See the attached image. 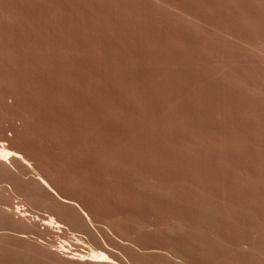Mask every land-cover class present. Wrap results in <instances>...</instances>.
Segmentation results:
<instances>
[{"label": "rangeland", "instance_id": "obj_1", "mask_svg": "<svg viewBox=\"0 0 264 264\" xmlns=\"http://www.w3.org/2000/svg\"><path fill=\"white\" fill-rule=\"evenodd\" d=\"M0 144V264H264V0H0Z\"/></svg>", "mask_w": 264, "mask_h": 264}, {"label": "bare ground", "instance_id": "obj_2", "mask_svg": "<svg viewBox=\"0 0 264 264\" xmlns=\"http://www.w3.org/2000/svg\"><path fill=\"white\" fill-rule=\"evenodd\" d=\"M22 155L18 154L17 152H13L11 150H8L5 145L3 144H0V164H6L8 165L9 163V160L12 159V160H15V161H18V160H21L23 161V164H24V159L21 157ZM38 176V175H37ZM37 180V179H36ZM38 181V180H37ZM39 182L41 185H43L47 190H49V192H52L55 194V191L47 184V182L40 178L39 177ZM42 186V187H43ZM53 195V194H52ZM57 196V195H56ZM63 200V199H62ZM20 208L18 209H15V217L16 221H21V220H24L26 219V217L28 216L26 214L25 211L23 210H19ZM8 211V210H6ZM80 212L83 216V218L85 219V221L88 223V224H92V221L91 219L89 218V216L83 211L80 209ZM14 215V214H13ZM9 216V215H7ZM14 219V218H13ZM24 222V221H23ZM45 225V227H49V228H52V229H57L58 231L60 229H63L64 226L58 222L55 217L53 216H49L47 217V220H45V222L43 223ZM43 225V226H44ZM92 226V225H91ZM80 240V239H79ZM80 242V241H79ZM62 245L59 246L58 249H56L55 251L61 255H64V254H72V256L68 257L69 259H72V260H75L77 262H80V263H92V264H117L113 258L104 250H101L99 248H93V247H89L88 248V251L87 252H83L82 253H74V252H71L70 251V248L66 247L65 245V241L61 243ZM67 244V243H66ZM84 244V243H83ZM88 247V245H87ZM71 250H73L71 248ZM65 256V255H64ZM66 258V257H65ZM179 264V263H178ZM183 264V263H181Z\"/></svg>", "mask_w": 264, "mask_h": 264}]
</instances>
